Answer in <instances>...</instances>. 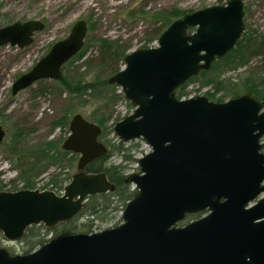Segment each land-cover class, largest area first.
Listing matches in <instances>:
<instances>
[{
  "label": "water",
  "instance_id": "water-1",
  "mask_svg": "<svg viewBox=\"0 0 264 264\" xmlns=\"http://www.w3.org/2000/svg\"><path fill=\"white\" fill-rule=\"evenodd\" d=\"M243 15L242 0L186 13L160 33L156 46L127 53L124 67L108 78L133 106L114 124V134L124 142L142 138L150 147L125 178L135 193L122 222L92 233L64 231L26 254L0 247V264H264L263 104L249 94L224 102L175 96L177 87L235 46ZM42 28L38 20L2 26L0 46L23 48ZM86 31L84 20L74 22L14 80L11 93L39 79H62L61 67L81 49ZM68 128L61 149L79 154L78 172L61 195L0 191L6 240L21 239L31 225L68 221L89 196L114 190L103 172H84L107 151L100 127L76 113ZM4 134L0 124V143ZM198 212L206 214L179 225Z\"/></svg>",
  "mask_w": 264,
  "mask_h": 264
},
{
  "label": "rangeland",
  "instance_id": "rangeland-1",
  "mask_svg": "<svg viewBox=\"0 0 264 264\" xmlns=\"http://www.w3.org/2000/svg\"><path fill=\"white\" fill-rule=\"evenodd\" d=\"M226 1L0 0V27L27 20H38L44 24L41 30L34 32L32 42L24 48L9 44L0 46V124L6 132L0 145V190H14L23 188L27 184L26 180L21 178L24 170L21 163L24 160L18 161L17 154L8 151L12 144L10 136L15 128L24 131L18 148H28L54 140L60 149V144L68 133L69 119L73 114L78 113L101 127L99 140L113 150L111 144H116L118 141L113 133V125L130 114L133 108L129 101L123 98L119 87L107 83V78L112 73H101L94 66L88 67L84 64L87 57H96L98 54L96 45L98 38L116 40L127 53L146 45L156 44L154 30L159 23H153L149 16L154 11L166 9L189 13L207 6L224 4ZM242 1L243 34L248 35L253 32L264 35V0ZM77 20H84L87 24L85 52L82 57L66 63L62 69L69 88H59L55 81L44 80L13 95L11 85L14 80L29 70L48 51L53 42L65 38ZM261 60L263 57L254 56L246 65L233 67L232 64L226 65L220 62L221 64L213 68L210 66L204 73L197 74L187 83L183 96H206L211 92L214 93V98L227 100L233 96L225 95L222 89L214 91V83L208 80L218 77L236 84L246 70L262 66ZM115 61L120 69L123 68V60L119 61L116 58ZM225 88L227 90V85ZM68 111L71 113L66 124L51 129V122ZM101 116L104 117L103 126L96 121ZM261 141L264 150V137ZM122 143L125 144L124 153L129 154V159L125 160L114 150L111 151L109 159L113 163L126 164L128 168L125 175H127L137 171L136 159L147 153L150 148L140 138ZM73 156L67 155L61 161L49 163L46 167L42 163V170L38 167L39 171L41 170L39 173L36 171L26 173L29 184H33L32 188L48 187L56 192H62L64 185L78 171L76 165L78 155ZM111 207L112 212L106 221H93V231L113 227L122 222L121 204L113 200ZM79 217L82 218L79 220L81 222L87 220L84 215ZM40 230L48 237L53 233L54 228L47 229L41 226ZM25 238L7 241L0 233V247L6 248L11 254H24L29 251Z\"/></svg>",
  "mask_w": 264,
  "mask_h": 264
},
{
  "label": "trees",
  "instance_id": "trees-1",
  "mask_svg": "<svg viewBox=\"0 0 264 264\" xmlns=\"http://www.w3.org/2000/svg\"><path fill=\"white\" fill-rule=\"evenodd\" d=\"M131 13H133V11H131ZM143 13L147 14V12ZM185 13L186 12H180L176 10L160 9L149 14V16L151 17L150 19L153 23H159V25L156 26L154 30L155 40L170 22ZM96 45L98 47V54L96 55V57H87L84 60V64H86V66L88 67H90L91 65L94 66V68H97L101 73L105 72L114 74L115 72H117L120 68L116 65L115 59L117 58L119 61L123 60V57L126 54V50L124 49V47L119 46L116 40H111L109 38H98L96 41ZM145 47L148 46L146 45L142 48ZM84 52L85 48L83 47L81 51H79L74 57L67 61V63L82 57ZM254 56L263 57V60L260 61L262 62V66H260L259 68L253 67L246 70L244 72V76H242L239 82L236 84H232L228 79L225 80L218 77L208 80L214 83V91H219L220 89H222L224 90L225 95L231 94L233 97L240 94H250L260 100L264 105V35H258L253 32H250L248 35L244 33L238 40L236 47L229 53H227L223 58L214 61L211 65V68L223 62L226 63V65L232 64L233 67L246 65L251 57ZM204 71H201L200 73H204ZM192 79L193 77H191L189 81ZM187 83L178 88L176 92V96L178 98H181L183 97V95H185L184 88ZM55 84L59 86V88H69L65 76H63V79L61 81H55ZM226 85L227 90H225ZM206 96L214 101H222L221 99L214 98V93L211 92L206 94ZM70 113L71 111H68L63 114V116L52 121L50 124L51 129L65 125ZM103 118L104 117L101 116L99 119H96V121L102 126L104 125ZM23 135L24 131L22 129H14L10 136V138H12V144L8 148V151L11 154H17L16 157L18 161L24 160L21 163V166L24 167L21 178L24 179V181L26 180L27 182V184L24 186L25 188H32L33 186V184H29V179L26 173H32L33 171L39 173L43 168L42 163H44L46 167L49 163H56L61 161V159H63L67 155L74 157L72 154L58 149L54 140L46 141L28 148H18ZM116 144L117 146H115ZM116 144L113 143L110 147H113V150L117 155L121 156L125 160L129 159V154L124 153L125 144L120 141H116ZM113 150L108 148L107 152L102 157L96 159L86 167V172L105 173L108 180L114 184V191L90 196L87 199L83 210L79 214L80 216L84 215L87 220L83 222L79 221L82 218H80L78 215L79 218L75 217L66 223H62L56 226L52 233L53 236L62 231H68L70 233L92 232L94 225L93 221L97 220L99 222H104L108 219L107 217L113 209L111 207L113 200H115V202L117 203H120L123 208L126 201L132 197L135 190L131 188L130 184L125 182V172L128 167L122 162L113 163L110 161L109 157L111 156V151ZM38 167H41L40 171ZM199 216L200 213L192 214L188 216L185 221L193 218H198ZM41 226L42 225L30 226L25 232V244L29 247V251L33 250L36 246L41 245L46 241V234H44L40 230ZM59 227H61V229H58Z\"/></svg>",
  "mask_w": 264,
  "mask_h": 264
}]
</instances>
